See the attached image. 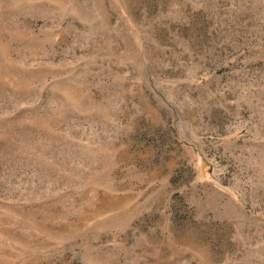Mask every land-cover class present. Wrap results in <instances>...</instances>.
Here are the masks:
<instances>
[{"label": "rangeland", "instance_id": "rangeland-1", "mask_svg": "<svg viewBox=\"0 0 264 264\" xmlns=\"http://www.w3.org/2000/svg\"><path fill=\"white\" fill-rule=\"evenodd\" d=\"M0 264H264V0H0Z\"/></svg>", "mask_w": 264, "mask_h": 264}]
</instances>
